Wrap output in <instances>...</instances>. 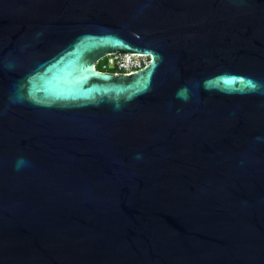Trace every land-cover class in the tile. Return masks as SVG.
I'll list each match as a JSON object with an SVG mask.
<instances>
[{
    "label": "water",
    "instance_id": "water-1",
    "mask_svg": "<svg viewBox=\"0 0 264 264\" xmlns=\"http://www.w3.org/2000/svg\"><path fill=\"white\" fill-rule=\"evenodd\" d=\"M0 264H264V0H0Z\"/></svg>",
    "mask_w": 264,
    "mask_h": 264
},
{
    "label": "built area",
    "instance_id": "built-area-1",
    "mask_svg": "<svg viewBox=\"0 0 264 264\" xmlns=\"http://www.w3.org/2000/svg\"><path fill=\"white\" fill-rule=\"evenodd\" d=\"M105 60L107 68L115 69V74H132L148 65L150 57L145 54H119L113 53L105 55L100 61Z\"/></svg>",
    "mask_w": 264,
    "mask_h": 264
},
{
    "label": "trees",
    "instance_id": "trees-1",
    "mask_svg": "<svg viewBox=\"0 0 264 264\" xmlns=\"http://www.w3.org/2000/svg\"><path fill=\"white\" fill-rule=\"evenodd\" d=\"M96 69L100 72H107V73H115V69L107 68L105 66V60L100 61L99 63L96 64Z\"/></svg>",
    "mask_w": 264,
    "mask_h": 264
}]
</instances>
